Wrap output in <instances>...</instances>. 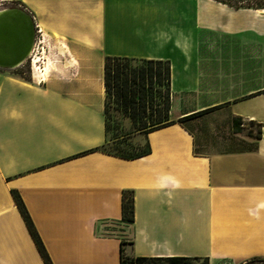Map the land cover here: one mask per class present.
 <instances>
[{
  "label": "crops",
  "instance_id": "1",
  "mask_svg": "<svg viewBox=\"0 0 264 264\" xmlns=\"http://www.w3.org/2000/svg\"><path fill=\"white\" fill-rule=\"evenodd\" d=\"M3 1L22 4L61 52L44 78L0 69V264H45L12 190L52 264H120V248L208 264L264 258V7ZM107 55L169 63L172 123L145 133L149 152L133 159L100 149ZM208 117L261 124L260 139L237 132L257 148L195 154L194 121Z\"/></svg>",
  "mask_w": 264,
  "mask_h": 264
},
{
  "label": "trees",
  "instance_id": "2",
  "mask_svg": "<svg viewBox=\"0 0 264 264\" xmlns=\"http://www.w3.org/2000/svg\"><path fill=\"white\" fill-rule=\"evenodd\" d=\"M216 1L235 8L264 7V0ZM20 6L24 8L22 4ZM103 80L105 88V143L108 135L107 112L109 104L113 105L114 110L129 118L135 131L138 133L145 134L150 130L172 123L169 120L170 67L167 61L107 55L103 63ZM210 110L212 109L200 113ZM189 117L182 118L179 121L188 119ZM233 127L235 132L246 131V134L250 137L261 138V124H256L253 121L245 122L241 117H235L233 119ZM115 138H118V136ZM253 144L250 148L240 150H254L257 148V144ZM104 145L100 148L103 152L125 159H133L149 152L147 140L145 148L138 151L120 147H116L114 151H108ZM194 152L195 154L198 153L196 150ZM12 195L44 263L52 264L19 194L15 190H12ZM121 208L123 219L131 222L133 220V197L131 190L122 192ZM199 260L202 261V264H208L207 258L197 256H125L122 254V249L120 248V264H197ZM261 261H264V258L254 257L248 260V262L254 263Z\"/></svg>",
  "mask_w": 264,
  "mask_h": 264
},
{
  "label": "rangeland",
  "instance_id": "3",
  "mask_svg": "<svg viewBox=\"0 0 264 264\" xmlns=\"http://www.w3.org/2000/svg\"><path fill=\"white\" fill-rule=\"evenodd\" d=\"M12 6H20V3L16 1L7 2L0 0V10ZM35 39V47L31 56L29 55L23 65L18 69L19 73L25 76H30L31 57L35 58L40 56L41 63H39V65L45 67L46 64H50L51 67L49 70H52L54 65L59 64L61 45L56 42H45L44 36H41L37 32H35ZM49 73L48 71L46 76ZM107 124L108 135L104 145L106 150L114 151L116 147H120L138 151L145 148L146 140L143 137L144 134L136 132L131 120L114 110L112 104H109L108 107ZM193 128L196 134L197 146L195 150L197 152L232 151L247 149L254 145L251 141L243 139L235 132L231 123L225 118L208 117L197 119L194 121ZM116 136H118V138H115ZM219 143L223 145H218ZM197 264H202V261L199 260ZM225 264L229 263L226 262ZM241 264L261 263L244 262Z\"/></svg>",
  "mask_w": 264,
  "mask_h": 264
},
{
  "label": "water",
  "instance_id": "4",
  "mask_svg": "<svg viewBox=\"0 0 264 264\" xmlns=\"http://www.w3.org/2000/svg\"><path fill=\"white\" fill-rule=\"evenodd\" d=\"M35 40V24L28 10L12 6L0 10V69L24 63Z\"/></svg>",
  "mask_w": 264,
  "mask_h": 264
},
{
  "label": "bare ground",
  "instance_id": "5",
  "mask_svg": "<svg viewBox=\"0 0 264 264\" xmlns=\"http://www.w3.org/2000/svg\"><path fill=\"white\" fill-rule=\"evenodd\" d=\"M39 63H41V57H32L31 59V70L33 71L34 73V77L36 79H40V78H44V76L46 77V73L48 71H50V67L51 65L50 64H46L45 67H41L39 65Z\"/></svg>",
  "mask_w": 264,
  "mask_h": 264
},
{
  "label": "built area",
  "instance_id": "6",
  "mask_svg": "<svg viewBox=\"0 0 264 264\" xmlns=\"http://www.w3.org/2000/svg\"><path fill=\"white\" fill-rule=\"evenodd\" d=\"M35 32H37L38 34H40L41 36H43V33L39 30V28L38 27H36L35 26ZM36 40V39H35ZM34 40V44H33V46H32V49H31V52H30V56H31V53H32V51L34 50V47H35V41ZM31 59H32V57H31ZM30 69H31V65H30Z\"/></svg>",
  "mask_w": 264,
  "mask_h": 264
}]
</instances>
